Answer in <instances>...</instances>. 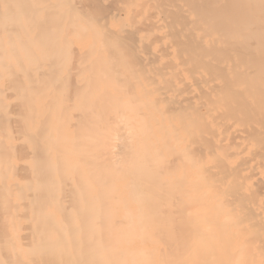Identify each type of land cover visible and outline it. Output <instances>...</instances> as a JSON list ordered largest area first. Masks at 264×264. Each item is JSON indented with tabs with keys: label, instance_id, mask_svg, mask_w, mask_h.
<instances>
[{
	"label": "bare ground",
	"instance_id": "1",
	"mask_svg": "<svg viewBox=\"0 0 264 264\" xmlns=\"http://www.w3.org/2000/svg\"><path fill=\"white\" fill-rule=\"evenodd\" d=\"M8 4L0 264H264V0Z\"/></svg>",
	"mask_w": 264,
	"mask_h": 264
},
{
	"label": "rangeland",
	"instance_id": "2",
	"mask_svg": "<svg viewBox=\"0 0 264 264\" xmlns=\"http://www.w3.org/2000/svg\"><path fill=\"white\" fill-rule=\"evenodd\" d=\"M4 1V2H3ZM10 0H0V12L1 11H4L6 10L7 11V8H8V5H11V4H8ZM7 5V6H6ZM2 6V7H1ZM6 6V7H5ZM109 6V5H108ZM11 8L13 9V6L11 5ZM9 9H10V6H9ZM107 12V10H106Z\"/></svg>",
	"mask_w": 264,
	"mask_h": 264
}]
</instances>
